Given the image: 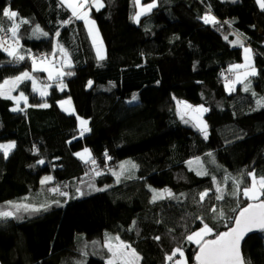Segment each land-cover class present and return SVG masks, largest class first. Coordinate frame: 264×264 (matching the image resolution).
I'll use <instances>...</instances> for the list:
<instances>
[{"label":"trees","instance_id":"trees-1","mask_svg":"<svg viewBox=\"0 0 264 264\" xmlns=\"http://www.w3.org/2000/svg\"><path fill=\"white\" fill-rule=\"evenodd\" d=\"M155 1L139 23L132 19L138 10L134 0H103V8L91 10L107 49L101 61L84 21L60 0H0V12L10 7L19 14L16 23L30 21L20 24L16 37L25 60L0 48V84L32 72V57L50 59L53 52L59 69L73 73L50 81L44 72H32L50 85L49 92L42 97L30 81L23 82L28 98L23 111H12L16 101L0 97V141H16L7 158L0 152V210L14 211L8 202L48 205L0 218L1 264H107L106 233L131 244L142 257L139 264H175L179 255L172 261L166 255L177 247L196 264L198 246L185 237L203 223L226 231L237 205L250 202L242 194L251 184L246 174L264 175V105L257 106L264 98V10L256 0ZM205 14L219 23L205 24ZM65 20L71 22L62 24ZM11 24L0 15L5 29L0 38L11 35L6 31ZM37 24L48 36L32 37ZM243 43L254 51L257 75L245 82L250 81L249 91L241 84L229 92L225 85L234 80L231 65L243 61ZM57 45L67 50L71 67L61 64ZM66 98L89 120L83 136L77 115L59 104ZM177 100L208 109L207 139L200 127L180 118ZM45 103L49 107H39ZM85 148L96 165L76 155ZM197 157L195 169L202 166L208 175L189 167ZM125 159H133L138 172L117 183L111 171ZM48 175L52 180L42 185ZM229 175L243 180L238 196L230 194L236 189L225 180ZM217 184L224 189L222 201L216 200ZM98 185L106 188L96 191ZM151 187L169 189L173 196L152 202ZM213 206L224 210L223 220L215 218ZM243 253L247 264H264V232L250 236Z\"/></svg>","mask_w":264,"mask_h":264},{"label":"snow or ice","instance_id":"snow-or-ice-1","mask_svg":"<svg viewBox=\"0 0 264 264\" xmlns=\"http://www.w3.org/2000/svg\"><path fill=\"white\" fill-rule=\"evenodd\" d=\"M61 5L66 6L71 11V16L78 20H83L85 25L88 28V33L92 37V43L96 49V56L98 60H104L106 58L104 51H103V41L99 37V31L95 27V21L89 18V14L93 8L99 11L101 8L104 7L103 0H60ZM134 3L139 7V11L135 13L132 19L139 23L140 17L150 13L153 8L157 6L155 0L152 3L147 5H141V0H134ZM256 3L259 5L260 9L264 10V0H256ZM4 18H7L8 21L12 22L11 27L7 28L6 31L11 33L13 38L17 37L20 24H27L30 21L26 19H20L19 23H16L19 14L17 11L11 10L10 7H5L0 12ZM205 24H217L219 21L210 14H205L201 17ZM71 20H65L62 24H68ZM5 30V29H0ZM40 33L43 36H48L47 32H44L40 26L37 24L33 29V34ZM60 35L59 32L56 33L58 37ZM227 39V37H225ZM18 45V40L16 41ZM235 43H241L237 40ZM241 46H243L241 44ZM0 48H3L4 51L8 53L9 56L14 57L17 61L25 60V56L21 55L16 47L8 46L5 47V40L0 38ZM57 48L60 54L63 56V64L71 67V60L69 58V54L67 50L61 46L57 45ZM244 59L245 64H236L233 65L230 71H237L240 69H244L243 72H239L237 74V78L234 81H228L226 83V88L229 92L235 91L234 85L237 83L244 84V91L250 90V81H248L249 76L257 75V72L254 66L251 63V52L252 50L248 47H244ZM55 52H53V56ZM45 72L47 73L48 80H57L58 78L68 75H73L72 72H63L61 69L56 68L55 65L50 61L47 57L37 59L36 57H32V72ZM32 72L24 71L20 75L4 80L2 84H0V97H4L5 99L15 100L17 102V107L13 108L12 111H23V109L19 108V101L23 100L25 104H27V97L24 95L23 92L19 94L18 97H14L11 95L13 91L19 86V84L23 83L24 81H31L33 91L39 92V94L43 96H47L48 92L47 89L50 85L44 84L42 86H38L37 79L32 75ZM89 86H91L92 81H89ZM66 85L62 84L61 81V91ZM254 96L256 95L255 92L252 93ZM133 99H136L134 96ZM61 107L63 108L65 104L71 105V100L61 101ZM183 105L184 109H191L194 113H203L207 112L208 109L204 108L202 105L196 108H192L191 105H188L184 101H177L178 109L180 106ZM264 105V98L257 100V106ZM39 107H49L47 103L39 105ZM65 111H69V109L65 108ZM74 113V109L71 110L70 114ZM185 113H180V118L184 120ZM80 126V135L83 136L86 132L90 131L87 127L88 121L77 117ZM193 119H199L198 116L193 117ZM185 123H188V120H184ZM202 126H200V131L204 133L205 139H207V125L201 122ZM199 126V125H198ZM15 147V143H8V144H0V150L3 151L5 158H7L9 152ZM38 151V150H37ZM76 155L83 160L85 163H91L92 165H96V160L92 157L91 152L89 149L85 148L82 153H76ZM211 156V153L208 154ZM107 159H111L110 156L105 153ZM200 163V158L197 157L195 161H188L189 166L193 163ZM39 164H43V160L38 161ZM137 168V165L131 161H127L120 164L121 171L119 173L113 172L112 174L116 176L117 183L120 181L121 175L124 172L129 171L130 169ZM95 170V169H94ZM102 173L100 171H96V175L99 176ZM197 175H208L206 170H198L196 172ZM248 177L251 178V184L249 186H245L242 189L243 196L250 201L245 207L240 208L239 204L237 207L239 208L238 213L235 215L234 218H231V226H227V231L223 232H215L214 227H210L207 223H203V218L200 217L198 219L201 220L203 226L196 231L191 232L188 234L185 239L187 242L195 244L198 246V251L194 254V259L196 264H246L242 253H241V243L244 241L245 237L252 233L253 231L259 230L264 232V175L257 177L255 171L248 172L246 174ZM131 178V177H128ZM231 179L234 186L235 191L230 193L233 196H238L240 194V185L243 183L242 179H236L229 176L225 177V180ZM52 180L51 176L44 177L40 183L47 184L49 181ZM213 182L216 183L215 177H213ZM96 191H103V188L95 189ZM53 192H58L60 195L66 196L67 193L61 192L59 188L51 189ZM79 192V189H77ZM216 192L220 193L216 196L217 201H222L225 199L223 195L224 189H222L219 184H217ZM164 193H167L168 196H173L170 190L165 189L164 192H156L153 190V197L152 202H155L157 199H162L164 197ZM83 195V193H81ZM208 196V191L200 193V201L203 202L205 197ZM26 199V198H25ZM10 208L14 209V211L9 210H0V218H8L13 217L15 213L20 212L21 210L28 212H39L41 209H46L48 205H41L40 207H36L31 204L26 203H13L8 202ZM56 203H59L58 201ZM233 212L236 209H232ZM211 212L214 214L215 218L218 220H223L225 218L224 210L217 209V207L213 206L211 208ZM135 223V222H133ZM106 239L104 242L103 247H105L110 253L109 258L107 259V264H139L142 257L137 252L135 248L131 246V244L123 241L120 237L117 236H110L107 233L105 234ZM208 237H214L209 239ZM156 240H159L160 237H155ZM95 243V242H94ZM179 255L180 259L175 260V264H189L187 258H185V252L181 247H177L173 250V252L169 255H166V260L172 261L174 257Z\"/></svg>","mask_w":264,"mask_h":264},{"label":"rangeland","instance_id":"rangeland-1","mask_svg":"<svg viewBox=\"0 0 264 264\" xmlns=\"http://www.w3.org/2000/svg\"><path fill=\"white\" fill-rule=\"evenodd\" d=\"M156 2V1H155ZM150 3H152V2H149V3H143V2H141V5H147V4H150ZM153 10V9H152ZM137 11H139V7H138V10ZM89 18L91 19V20H94L95 21V27H96V29H98V31H99V37L102 39V41H103V51H104V54H105V56L107 55V49H106V45H105V43H104V40H103V37H102V34H101V32H100V29H99V27H98V24H97V22H96V20L91 16V12H90V14H89ZM87 27V26H86ZM41 28V27H40ZM44 32H46L43 28H41ZM87 31H88V28H87ZM89 34V33H88ZM8 35V34H7ZM90 36V35H89ZM32 37H35V38H45L46 36H43V35H41L40 33H36L35 35L33 34V32H32ZM90 38H91V41H92V37L90 36ZM4 40H5V47H8V46H14L15 45V40H13V37L11 36V35H8L7 37H4L3 38ZM9 42V43H8ZM243 46H242V48L244 49V47H248V48H250L251 50H252V52H251V63H252V65H254V51H253V49H252V47L250 46V45H247V44H245V43H243L242 44ZM94 46V45H93ZM14 47H16V46H14ZM95 48V47H94ZM95 52H96V49H95ZM243 52H244V50H243ZM55 59V57L54 56H52L51 58H50V60H54ZM63 60L64 59H62L61 61L63 62ZM71 60V59H70ZM236 64H245V59H244V55H243V61L242 62H239V63H235V64H233V65H236ZM233 65H231V68H232V66ZM63 66L64 67H67V65L66 64H63ZM242 71H244V69H240L239 71H234L235 72V80H236V78H237V74L239 73V72H242ZM33 75V74H32ZM34 76V75H33ZM35 77V76H34ZM12 78H14V77H12ZM12 78H9V79H12ZM36 78V77H35ZM37 79V81H38V86H42V85H44L45 83H43V82H41L40 81V79H38V78H36ZM249 79V78H248ZM234 81V80H233ZM24 82H27V81H24ZM31 82V81H30ZM246 82V81H245ZM226 83H228V82H226ZM241 84H243V83H237V84H235L234 85V88H235V91L237 90V88L241 85ZM21 85H22V83L21 84H19V86L16 88V90L15 91H13L12 93H11V95L12 96H14V97H18L19 96V94L21 93V92H23L24 93V95L27 97V95L25 94V91L22 89V87H21ZM31 85H32V83H31ZM229 91V90H228ZM47 92H49V87H48V89H47ZM232 92H234V91H232ZM70 98H66V99H63V100H61V101H67V100H69ZM71 100V99H70ZM60 101V102H61ZM177 101H183V100H177ZM27 102H28V98H27ZM184 102H186V101H184ZM188 105H191L192 106V108H196V107H199V106H201V105H194V104H190V103H188V102H186ZM60 104V103H59ZM23 105H26L25 103H24V101L23 100H20L19 101V108H21V107H23ZM176 105H177V103H176ZM60 106H61V104H60ZM204 108H206L204 105H202ZM15 107H17V102H16V106ZM62 108V107H61ZM65 108H67V109H69V111H66L67 113H69L70 114V112H71V110L72 109H74V113L73 114H75V115H77V117H80V118H82V119H85V120H87L88 121V125H87V127H89V120L86 118V117H84V116H81V115H79L78 113H77V111H76V108H75V106H74V103H73V101L71 100V105H68V104H65L64 105V107L62 108L63 110L65 109ZM178 108V107H177ZM65 111V110H64ZM178 111H179V113H181V112H183V113H185V115H184V120H188L189 121V123H192V124H195L196 126H198V127H200V126H202V124H201V122H203L204 124H206V121H205V118H204V116H205V113L206 112H203V113H194V112H192V110L191 109H184V107H183V105H181L180 106V108L178 109ZM195 116H198L199 117V119L197 120V119H193V117H195ZM207 125V124H206ZM78 126H79V121H78ZM79 128H80V126H79ZM12 142H14L15 143V147H16V141H0V144H8V143H12ZM15 147L9 152V154L15 149ZM87 149H89V148H87ZM84 150V149H83ZM83 150H81V151H78L77 153H82L83 152ZM90 150V149H89ZM0 152H3L2 150H0ZM90 152H91V150H90ZM8 154V155H9ZM91 155H92V152H91ZM196 160V159H195ZM195 160H193V161H195ZM127 161H131V162H133L134 164H136L137 165V168H135V169H130L129 171H126V172H124V174L123 175H121V177H127V176H129V177H133V176H135V174L138 172V164L133 160V159H125V160H123V161H121V163H124V162H127ZM120 163V164H121ZM120 164H119V167L118 168H116L115 170H113V171H111V173H113V172H117V173H119L120 171H121V169H120ZM200 164H197V163H193L192 165H191V169L192 170H194V171H198L197 169H195L196 168V166H199ZM206 170L204 167H200L199 168V170ZM49 176V175H48ZM46 177V176H45ZM98 187L99 188H106V186L105 185H98ZM166 188H154V187H151V190H152V193H153V190H155L156 192H158V193H160V192H164V190H165ZM169 190V189H168ZM168 195H167V193H164V197H167ZM210 226V225H209ZM211 227V226H210ZM199 230V229H198ZM209 238V237H208ZM1 264V263H0Z\"/></svg>","mask_w":264,"mask_h":264},{"label":"crops","instance_id":"crops-1","mask_svg":"<svg viewBox=\"0 0 264 264\" xmlns=\"http://www.w3.org/2000/svg\"><path fill=\"white\" fill-rule=\"evenodd\" d=\"M210 15H212V16H214L213 14H210ZM215 17V16H214ZM216 18V17H215ZM216 20H217V18H216ZM13 40H15V42L17 41L16 40V38H13ZM14 46H16V48H17V50H19V48H20V43H19V40H18V45H17V43H15V45ZM13 46V47H14ZM62 59H64L63 58V56H62ZM50 60V59H49ZM54 60H55V62H54ZM54 60H50V61H52V63L55 65V67L56 68H59V66H57V63H56V59H54ZM61 64H63V62H61ZM254 68H255V70H256V72H257V68L255 67V63H254ZM61 69V68H60ZM237 71H239V70H237ZM236 72V71H235ZM235 72H234V80H235ZM243 72V71H242ZM45 73V72H44ZM46 75H47V73H45ZM252 76H249V78H251ZM59 79V78H58ZM52 81V80H51ZM55 81V80H54Z\"/></svg>","mask_w":264,"mask_h":264},{"label":"water","instance_id":"water-1","mask_svg":"<svg viewBox=\"0 0 264 264\" xmlns=\"http://www.w3.org/2000/svg\"><path fill=\"white\" fill-rule=\"evenodd\" d=\"M226 231H227V230H226ZM259 233H263V232H261V231H259V230L253 231L252 233H249V234L245 237L244 241H242V243H241V253H242V256H243L244 260H245V257H244V253H243V246H244L245 241H246L250 236L255 235V234H259ZM210 239H211V238H210ZM245 262H246V260H245ZM246 264H247V263H246Z\"/></svg>","mask_w":264,"mask_h":264},{"label":"built area","instance_id":"built-area-1","mask_svg":"<svg viewBox=\"0 0 264 264\" xmlns=\"http://www.w3.org/2000/svg\"><path fill=\"white\" fill-rule=\"evenodd\" d=\"M9 35V34H8ZM7 34L5 35H1V38H4V37H7L8 36ZM45 56H41V58H44ZM224 74L227 76V79L228 80H232V75L230 74V72L228 70H224Z\"/></svg>","mask_w":264,"mask_h":264}]
</instances>
